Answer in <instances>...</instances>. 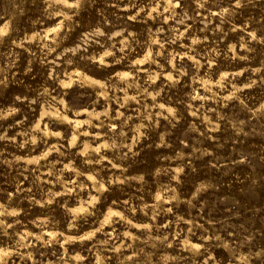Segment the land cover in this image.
Masks as SVG:
<instances>
[{
	"label": "clouds",
	"instance_id": "9594fccd",
	"mask_svg": "<svg viewBox=\"0 0 264 264\" xmlns=\"http://www.w3.org/2000/svg\"><path fill=\"white\" fill-rule=\"evenodd\" d=\"M0 264H264V0H0Z\"/></svg>",
	"mask_w": 264,
	"mask_h": 264
}]
</instances>
